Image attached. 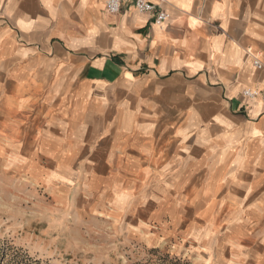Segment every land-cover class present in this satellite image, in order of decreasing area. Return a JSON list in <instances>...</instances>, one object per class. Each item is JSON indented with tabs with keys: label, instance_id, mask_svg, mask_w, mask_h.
<instances>
[{
	"label": "crops",
	"instance_id": "crops-1",
	"mask_svg": "<svg viewBox=\"0 0 264 264\" xmlns=\"http://www.w3.org/2000/svg\"><path fill=\"white\" fill-rule=\"evenodd\" d=\"M107 1L0 0V119L30 114L42 150L123 169L131 206L148 185L146 209L175 200L228 232L227 259H264V0H150L162 27Z\"/></svg>",
	"mask_w": 264,
	"mask_h": 264
},
{
	"label": "rangeland",
	"instance_id": "rangeland-1",
	"mask_svg": "<svg viewBox=\"0 0 264 264\" xmlns=\"http://www.w3.org/2000/svg\"><path fill=\"white\" fill-rule=\"evenodd\" d=\"M38 132L30 114L0 119V264H264L227 259L228 232L204 230L175 200L154 194L146 209L148 185L136 209L123 169L77 167L85 152L71 166Z\"/></svg>",
	"mask_w": 264,
	"mask_h": 264
},
{
	"label": "built area",
	"instance_id": "built-area-1",
	"mask_svg": "<svg viewBox=\"0 0 264 264\" xmlns=\"http://www.w3.org/2000/svg\"><path fill=\"white\" fill-rule=\"evenodd\" d=\"M123 0H108L106 3V10L110 15H118L122 9ZM135 9L141 15H152L154 16V23L157 26L162 27L170 19V15L163 9L161 5H155L150 2V0H135ZM254 66L258 70H264V64L258 60L254 59ZM245 97L256 98L258 97L257 92L245 91Z\"/></svg>",
	"mask_w": 264,
	"mask_h": 264
}]
</instances>
